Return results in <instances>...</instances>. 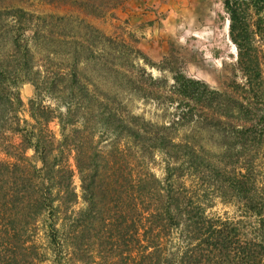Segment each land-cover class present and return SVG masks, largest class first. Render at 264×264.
Wrapping results in <instances>:
<instances>
[{"label": "trees", "instance_id": "1", "mask_svg": "<svg viewBox=\"0 0 264 264\" xmlns=\"http://www.w3.org/2000/svg\"><path fill=\"white\" fill-rule=\"evenodd\" d=\"M128 1L1 0L0 20L8 22L18 62L0 59L4 106H23L9 85L31 56L33 38L27 35L35 18L62 27V43L90 52L85 63L97 61L106 73L125 70L122 57L119 63L110 58L104 49L109 40L87 19L112 15ZM34 4L57 13L36 16L28 12ZM223 6L236 48L231 76L214 88L177 74L170 91L205 106V147L175 137L198 117L189 105L178 103L167 125L142 121L117 95L99 93L93 81L78 74L75 53L68 56L70 73L40 84L58 92L54 98L66 113L32 100L34 125L21 129L14 116L23 142L13 163L15 217L4 216L8 223L0 227L1 264H264V0H223ZM68 29L83 33L69 38ZM172 97L148 98L173 104ZM55 121L59 139L50 130ZM98 132L117 136L102 145ZM27 150L33 151L31 158L22 155ZM157 155L165 162L161 179L149 166ZM185 176L204 178L206 198L233 205L239 217L206 215L200 190L187 187ZM80 199L84 207L78 209Z\"/></svg>", "mask_w": 264, "mask_h": 264}, {"label": "rangeland", "instance_id": "2", "mask_svg": "<svg viewBox=\"0 0 264 264\" xmlns=\"http://www.w3.org/2000/svg\"><path fill=\"white\" fill-rule=\"evenodd\" d=\"M34 5L28 12L36 16L45 17L41 11H47V14L57 13ZM50 22L46 20V23H42V20L35 18L32 32L27 35L33 38L30 40L31 56L23 60L27 66L22 72L20 69L13 72L15 83L9 85L12 91L10 94L12 93V97L14 93L19 94L23 106L17 109L14 106H4V99H0V227L8 223L7 220L3 221L4 216L11 214L14 218L16 212V203L11 201L12 191L16 190L14 177L17 175L13 163L16 162L17 147L23 139L22 133L14 130V116L18 115L21 129H28V124L34 125L30 110L32 100H41L43 106L57 110V113H66L65 105L54 98L58 92L45 90L40 84L47 78L70 73L69 55L76 54L79 75L93 81L92 84L99 93L107 94L111 99L117 95L125 110L140 117L142 121L159 126L167 125L173 119L178 103L189 105L192 113L198 117L177 130L175 137L178 140L201 143L204 147L205 106L197 99L172 95L170 91H173L174 77L183 74L187 78L207 82L211 87L221 88L222 83L227 82L231 76V66L236 61V48L229 39V21L223 0H129L112 15L97 20L87 19L88 23L109 40V45L103 47L110 53V58L119 63L117 58L122 57L125 70H121L120 74L102 71L100 64L94 60L85 63L90 52L82 50L83 47L76 49L62 43V27L53 26ZM7 23L0 20V59L14 61L17 65ZM34 32L39 35L33 36ZM65 33L70 38L76 34L79 37L83 32L68 29ZM100 48L102 46L98 45L96 55L100 54ZM130 80L133 84L129 83ZM34 81L42 89L37 91ZM163 94L173 96L174 103L163 98L160 101L148 98ZM197 119L200 120L199 123H196ZM50 130L60 138L58 121L50 124ZM100 133L98 132L96 140L102 142V145H107L117 136L113 132ZM22 155L31 158L33 151H23ZM10 164L12 165L8 166ZM149 166L158 178L165 176V162L160 155ZM203 179L185 176V184L187 187L195 185L200 190L205 203V214L237 219L239 213L233 205L225 204L218 198H206L207 186ZM75 185L80 193L81 181L78 174ZM83 207L80 199L78 209ZM25 220L26 217L23 222ZM38 239V243L42 244V231L38 232Z\"/></svg>", "mask_w": 264, "mask_h": 264}]
</instances>
